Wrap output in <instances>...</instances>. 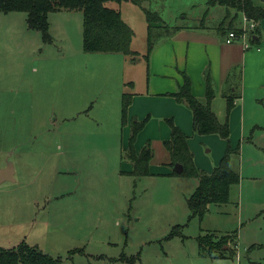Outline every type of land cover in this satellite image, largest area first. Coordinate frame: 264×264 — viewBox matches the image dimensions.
I'll return each mask as SVG.
<instances>
[{"label": "rangeland", "instance_id": "rangeland-1", "mask_svg": "<svg viewBox=\"0 0 264 264\" xmlns=\"http://www.w3.org/2000/svg\"><path fill=\"white\" fill-rule=\"evenodd\" d=\"M138 1L140 5L107 3L133 31L132 58L85 52L79 10L49 13L48 39L27 28L26 14L11 12L7 16H13V23H6L0 12V61L4 58L9 66L19 63L12 79L0 78V163L6 160L20 169L31 152L36 168L32 183L0 185V248L23 243L55 264H264V184L250 186L243 179L240 200L238 186H231L228 202L209 205L199 218L191 216L186 203L197 179L187 174L164 176L169 166L161 143L150 142L153 158L148 170L154 174L122 173L132 167L121 154L134 120L122 123L121 94L125 88L130 92L125 85L129 81L136 83L134 93L143 92L152 51L148 54L145 11L163 22L155 23L159 32L152 33L153 47L177 27L216 28L227 16L223 7H208V0ZM252 2L264 9V1ZM241 16L234 17L231 10L224 24L232 20L233 27L242 26ZM19 23L23 26L16 27ZM154 77L151 72L149 79ZM144 120L143 129L150 120L156 131L155 123L161 122ZM166 120L162 123L168 129ZM222 120L226 121L225 114ZM227 120L229 144L235 149L240 137L231 131L230 115ZM145 135L141 148L159 136L148 130ZM202 137L190 135L189 147L202 161H212L224 142ZM243 145L240 164L243 161L245 178L252 172L254 154ZM234 159L231 167L237 169L238 158ZM4 192H14L20 201H11L12 194L7 201ZM27 197L36 198L39 205L27 207ZM200 235L217 251L222 244L232 245L229 238L236 239V257L228 254L224 256L228 260L216 261L201 256L196 242Z\"/></svg>", "mask_w": 264, "mask_h": 264}, {"label": "crops", "instance_id": "crops-1", "mask_svg": "<svg viewBox=\"0 0 264 264\" xmlns=\"http://www.w3.org/2000/svg\"><path fill=\"white\" fill-rule=\"evenodd\" d=\"M263 1L264 0H261V2ZM253 4L260 8L254 2ZM9 14L10 13L3 14L6 23H13L11 20L13 16H7ZM244 17L243 15L241 16V21ZM251 21H253L256 26L255 30L252 32L254 42H251L249 49L246 50L240 42L231 44L224 43L225 36L216 30L222 21L216 28H211L212 30L204 26L177 27L172 34L166 36L167 38H165V41L159 42L160 44L152 48L150 56L148 57L147 78L145 80L143 92L134 93L132 88L136 86V83L132 81L125 84L126 87L130 89L129 93L131 94L127 118L131 119V121L134 120V122H142L148 117L161 121L154 125L157 131L153 129V122L149 120L145 125L146 128L139 132L140 134L137 136L138 140L136 139L134 143V151L136 154L141 151L144 138L148 137L145 135L146 130H148V133L159 135L157 138H149L150 141L146 143H152V141H154L163 145V142L169 139L170 128L167 123L168 120H171L174 125L188 137L187 145L188 148H190L189 141L191 138L189 137L194 134L192 130L191 111L184 104L177 103L171 96V94L176 93L182 85V75H186V77L189 78L192 95L203 104L205 103L204 94L206 81H208L213 93L210 108L220 123L223 121V114L226 115L225 122L228 121L225 96L232 93L236 95L237 99L234 101V106L229 114V124L231 131L235 129L240 137V140H238V155L232 158V160L238 158L237 169H233L238 172L240 177L239 183L235 185L238 186L237 195L239 200L242 198L243 194V179H245V182L250 186H253L255 183L264 184V20L259 22L254 20ZM15 25L16 27H18V25L19 27L23 26L22 23ZM242 26L239 25V27L236 28L239 29ZM11 29H13V25ZM159 52H162V55L157 57ZM11 62H13V59ZM24 63H26V61ZM18 65L19 63L9 66L5 59L1 58L0 71L6 68L8 70L6 73L0 75V78L2 80L12 79L11 75L16 73ZM151 72L156 79H149ZM246 117L248 123H246ZM164 120H166L168 129L162 123ZM246 131L249 132L250 136L245 137ZM215 137L218 136L208 135L203 136L201 139L205 141L208 140V138ZM222 141L224 142V147L220 145L221 151L212 158V161H210V159L202 161V157L195 155V153L192 152L193 149H189L193 154L195 166L199 171L209 174L217 167L226 149V142L224 140ZM136 143L138 144L136 145ZM151 143L150 145H152ZM241 144H245L243 148L245 146V148L254 154V161L251 158V165H253L252 172L245 178L241 176V164L243 162L241 161L240 164ZM126 146L127 144L124 148H126ZM33 156H35V154L29 152L26 157L28 162L27 165L21 166L20 169H18L14 163L13 178L15 180L13 179V181L6 182L13 183L17 181L19 185L32 183L30 178H32V175L36 172V168L32 165ZM232 160L231 166L235 159L234 161ZM122 161L125 160L122 159ZM6 165L7 162L5 160L0 163V169L5 168ZM166 165L169 166V169L164 170V176L172 178L180 176L173 172L174 166L169 165V156ZM171 168L172 170H170ZM40 171H38V173H40ZM131 171L132 167L122 173L131 175ZM18 173L19 177H17ZM151 173H153V171L149 168V174ZM45 180L46 177L41 181V185ZM4 183L5 182L0 185ZM4 193L6 194L5 199L7 201H9L8 196L10 197L11 194V201L16 198L20 201V197L14 194V192ZM42 197L44 198L46 196ZM24 201L27 207L30 204L39 205L36 198L27 197ZM199 254L209 259L212 256L210 260L217 261L227 259L226 257L214 258L213 255H204L201 254L200 251Z\"/></svg>", "mask_w": 264, "mask_h": 264}, {"label": "trees", "instance_id": "trees-1", "mask_svg": "<svg viewBox=\"0 0 264 264\" xmlns=\"http://www.w3.org/2000/svg\"><path fill=\"white\" fill-rule=\"evenodd\" d=\"M125 1L140 5L138 0H0V12H22L26 14L27 28L38 32L43 39H48L47 16L49 13L79 10L82 12L83 17L82 40L85 52L119 54L126 58H132L135 55L130 49L134 36L133 31L121 20L117 9L107 6L109 2L120 4ZM207 5L208 7L220 6L226 10L227 16L216 29L223 36L231 31H239L236 26L233 27L232 20L228 21L227 25L224 24L229 18L231 10L234 11V17L242 14L248 20L256 22L264 20V9L256 7L252 0H208ZM145 18L149 54L153 47L150 41L151 36L153 37L152 33L159 32V27L155 26V23L163 24V22L157 14L149 11H145ZM167 28L165 26L164 30ZM251 42H254L253 36ZM182 80V85L178 91L171 94V96L177 103L184 104L191 111L193 133L199 136L217 135L226 142V149L219 164L211 173L207 174L195 168L193 156L187 145L188 137L171 120L167 121L170 128V137L163 142V146L169 156V165L180 164L183 168L181 175L187 174L197 179L195 192L186 199V203L191 216L201 218L207 212L209 205L226 204L230 187L239 183V174L231 167V160L238 155V148L232 149L229 144L228 123H220L211 111L210 102L213 99V93L208 81H206L205 103L203 104L192 95L189 78L182 75ZM225 98L228 117L237 97L232 93L225 96ZM130 100L131 94L126 91L123 92L121 96L122 123L127 121ZM144 123L145 120L132 122L127 146L121 154V159L131 162V175L134 177L149 175L148 165L153 155L150 143H146L138 154L134 151L136 137L143 129ZM229 239L232 245L222 244L218 251L215 247H210L209 244L205 243L203 235L198 236L196 241L201 254L221 258L228 254L230 256L235 255L233 249L236 250V239ZM204 245L210 251L206 250ZM0 264H55V262L37 249L29 248V246L22 243L14 249L0 248Z\"/></svg>", "mask_w": 264, "mask_h": 264}, {"label": "built area", "instance_id": "built-area-1", "mask_svg": "<svg viewBox=\"0 0 264 264\" xmlns=\"http://www.w3.org/2000/svg\"><path fill=\"white\" fill-rule=\"evenodd\" d=\"M243 26L239 28L237 32L231 31L224 37L225 44H231L235 42H240L243 45V48L249 49V45L252 39V32L255 30V23L251 20H248L246 17L242 20Z\"/></svg>", "mask_w": 264, "mask_h": 264}, {"label": "water", "instance_id": "water-1", "mask_svg": "<svg viewBox=\"0 0 264 264\" xmlns=\"http://www.w3.org/2000/svg\"><path fill=\"white\" fill-rule=\"evenodd\" d=\"M183 168L180 164H175L173 167V172L176 175H181ZM13 166L7 164L5 168L0 169V184L6 181H13Z\"/></svg>", "mask_w": 264, "mask_h": 264}]
</instances>
